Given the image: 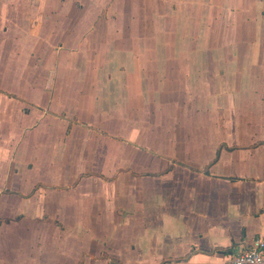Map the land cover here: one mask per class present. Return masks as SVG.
<instances>
[{
    "label": "crops",
    "instance_id": "crops-1",
    "mask_svg": "<svg viewBox=\"0 0 264 264\" xmlns=\"http://www.w3.org/2000/svg\"><path fill=\"white\" fill-rule=\"evenodd\" d=\"M263 229L264 0H0V264H223Z\"/></svg>",
    "mask_w": 264,
    "mask_h": 264
},
{
    "label": "built area",
    "instance_id": "built-area-1",
    "mask_svg": "<svg viewBox=\"0 0 264 264\" xmlns=\"http://www.w3.org/2000/svg\"><path fill=\"white\" fill-rule=\"evenodd\" d=\"M223 264H264V229L249 243L241 244Z\"/></svg>",
    "mask_w": 264,
    "mask_h": 264
},
{
    "label": "rangeland",
    "instance_id": "rangeland-1",
    "mask_svg": "<svg viewBox=\"0 0 264 264\" xmlns=\"http://www.w3.org/2000/svg\"><path fill=\"white\" fill-rule=\"evenodd\" d=\"M110 219H112V215H110ZM95 226H96V225H92V227H93L94 229H95Z\"/></svg>",
    "mask_w": 264,
    "mask_h": 264
}]
</instances>
